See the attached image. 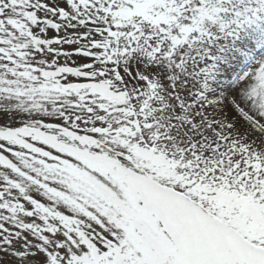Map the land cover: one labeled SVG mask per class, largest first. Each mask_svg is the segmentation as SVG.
Masks as SVG:
<instances>
[{
  "label": "snow or ice",
  "instance_id": "1",
  "mask_svg": "<svg viewBox=\"0 0 264 264\" xmlns=\"http://www.w3.org/2000/svg\"><path fill=\"white\" fill-rule=\"evenodd\" d=\"M0 264H264V0H0Z\"/></svg>",
  "mask_w": 264,
  "mask_h": 264
}]
</instances>
